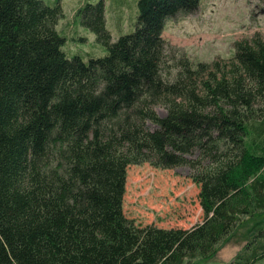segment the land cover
Returning <instances> with one entry per match:
<instances>
[{
  "label": "trees",
  "instance_id": "1",
  "mask_svg": "<svg viewBox=\"0 0 264 264\" xmlns=\"http://www.w3.org/2000/svg\"><path fill=\"white\" fill-rule=\"evenodd\" d=\"M202 1L137 0L115 42L104 0L86 3L74 16L107 49L86 61L64 50L59 2L0 0V264H191L263 215L264 39L194 64L163 33ZM142 163L188 166L202 222L128 218ZM263 260L264 226L229 264Z\"/></svg>",
  "mask_w": 264,
  "mask_h": 264
},
{
  "label": "rangeland",
  "instance_id": "2",
  "mask_svg": "<svg viewBox=\"0 0 264 264\" xmlns=\"http://www.w3.org/2000/svg\"><path fill=\"white\" fill-rule=\"evenodd\" d=\"M100 0H47L59 2L65 14L57 26L66 38L64 50L69 56L80 55L84 60L103 57L107 49L96 40V35L80 23L77 10L86 3ZM106 25L112 41L135 28L137 0H104ZM259 34L264 39V0H203L198 10L188 16L167 22L164 38L175 49L185 53L196 64L211 63L232 57L237 41ZM160 116L165 115L157 106ZM150 129H155L148 122ZM193 155L192 157H195ZM188 166L173 169L155 168L149 163L128 168L124 212L137 224H154L162 228H190L203 219L199 204V186L191 178ZM264 226V213L250 218L229 235L214 255L196 259L191 264H229ZM264 264V260L258 262Z\"/></svg>",
  "mask_w": 264,
  "mask_h": 264
}]
</instances>
